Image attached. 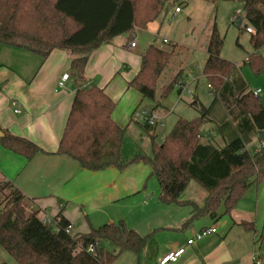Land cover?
<instances>
[{
    "label": "trees",
    "instance_id": "16d2710c",
    "mask_svg": "<svg viewBox=\"0 0 264 264\" xmlns=\"http://www.w3.org/2000/svg\"><path fill=\"white\" fill-rule=\"evenodd\" d=\"M240 1L244 6L240 32L248 27L255 30L251 33L254 51L248 62L260 72L264 70L260 54L264 45V0ZM166 5V0H0V47H22L43 58L57 48L72 49L77 55L72 61L76 79L84 83L89 54L96 45L131 33L136 27L146 28L164 13ZM223 47L224 37L213 24L203 72L235 126L238 137L232 142L219 145L202 141L201 128L210 120L204 108L195 119L179 117L161 144L152 135L151 155L140 153L127 161L122 154L126 128L113 118L116 102L99 86H81L75 93L57 153L91 171L110 167L123 171L133 162H143L158 179L163 203L187 204L181 196L194 181L207 193L204 204L194 206V216L217 214L221 206L224 213H229L253 184L264 181V142L253 143L258 131L264 130V106L238 65L222 56ZM182 53L177 43L165 48L149 46L129 86L143 98L156 101L161 77L169 67L181 63ZM180 75L163 86L162 98L175 88ZM143 128L148 131L152 127L144 123ZM2 142L28 159L41 151L22 137L4 138ZM0 194L5 203L0 207V245L15 264H112L122 252L139 254L146 247L148 236L124 221L105 223L87 233H68L70 222L62 213L51 222L43 221L38 211L29 209L30 200L12 182L0 179ZM97 242L96 253H91L89 246ZM101 242L110 243L112 250L100 248Z\"/></svg>",
    "mask_w": 264,
    "mask_h": 264
},
{
    "label": "crops",
    "instance_id": "0c3cea01",
    "mask_svg": "<svg viewBox=\"0 0 264 264\" xmlns=\"http://www.w3.org/2000/svg\"><path fill=\"white\" fill-rule=\"evenodd\" d=\"M171 4V12H182L180 4ZM176 7L181 8L179 13L175 12ZM161 16L146 28L136 27L131 33L96 45L89 54L84 83L76 79L72 61L77 55L72 49L57 48L43 58L22 47H0V179L10 181L20 189L30 200L29 209L38 211L43 221L51 222L62 213L72 225L73 234L87 233L92 228L114 222L117 216L109 208L124 202L128 210L122 213L125 218L120 221L142 236H148V241L139 254L122 252L115 260L118 264H159L163 257L183 247L186 249L181 256L169 264H254L255 253L264 263V181L253 184L229 213H224V206H221L217 214L194 216V206H202L207 196V193H201L196 197L197 187H193L191 194L186 193L187 190L182 194L181 199L187 204H166L159 197V182L155 181L150 188L151 168L150 173L142 167L131 169L140 165L123 171L116 167L91 171L73 158L57 153L79 87L103 88L116 102L113 118L118 124L120 117L133 109L135 100L128 97L124 103L123 98L131 89L129 81L142 67V54L149 46L157 45L145 35L156 36L160 32ZM211 28L205 44L200 47L201 63L195 65L202 72L208 59ZM134 37L136 46L131 48ZM163 41L170 43L171 39L164 37ZM177 44L182 47L183 59L172 77L181 72L179 78H188L191 86L195 78L186 66V60L193 49ZM65 73H69V78L65 86L60 87L58 82ZM171 80L160 87V95L156 101L152 100V107L145 108L162 117L163 125L151 129L156 137L158 128L165 125L171 113L165 104L167 97L160 100L163 86ZM178 93L180 95V91ZM144 99L142 96L134 111ZM194 105L199 107L197 101ZM225 113L224 121H231L226 110ZM230 124L223 126L221 141L214 143L224 145L238 137L234 124ZM14 136L32 141L41 151L28 159L5 147L2 139ZM259 141L257 133L253 143L259 144ZM209 227H215L217 231L188 246V239ZM107 244L112 250V245Z\"/></svg>",
    "mask_w": 264,
    "mask_h": 264
},
{
    "label": "rangeland",
    "instance_id": "374dc122",
    "mask_svg": "<svg viewBox=\"0 0 264 264\" xmlns=\"http://www.w3.org/2000/svg\"><path fill=\"white\" fill-rule=\"evenodd\" d=\"M169 3L180 4L182 12L179 14L170 12L167 16H161L160 19L163 21V24L160 32L156 36L146 34L145 37L150 42H156L157 45L163 46L164 48L177 42L193 49L192 55L190 54L186 60V66L190 68L189 70L193 71L195 82L189 87L192 93L185 92L180 96L178 88L175 87L167 96L165 104L171 109V113L168 115L167 120H165V125L158 128L156 141L159 144L162 143L164 136L171 131L180 116L192 120L200 116L202 109L206 108L207 116L210 120L201 128L202 141L205 143L209 141L220 142L222 139V132L224 131L223 126L226 125L228 127L232 122L224 121L223 116L226 115V113L222 104L212 93V88L209 86V81L207 77L204 76L202 69L200 67L196 68L195 66L201 63L200 47L205 44L204 41H206L208 32L214 23L219 33L224 37L222 56L238 65L240 72L251 90L261 89L260 98L264 106V70L257 72L248 62V57L254 50L251 42V35L248 31L240 32L236 22L233 21V17L238 9L243 10V2L240 0H169ZM164 37L171 39V42L164 43ZM260 54L264 58V45L260 49ZM179 57H181V55H179ZM179 65H181V63L172 65L161 77L157 90L158 97L160 95V87L172 78L173 72L176 71ZM128 97H132V100H135V106L129 113H124L118 122L121 126L126 128L122 141V154L127 161H131L140 153L152 154L151 129L153 127L148 131L145 130L143 128L144 123L142 121L137 122L132 116L138 101L142 98V94L137 89L131 88L127 96L123 98L124 103ZM164 98L161 97L160 100L163 101ZM160 100L159 102H161ZM195 101H197L199 107L194 105ZM153 104L152 100L145 98L138 109L151 108ZM227 123H229V125H227ZM212 130L214 133L213 136L210 134ZM132 166L133 168L131 169L142 167V169L150 173V167L143 162H133L129 164L128 167ZM151 181L150 188H153V183H155V181L158 183V179L152 175ZM193 187H197L198 189L194 191L196 192V197H200L201 193H206V191L194 181L191 182L186 193L191 194L193 192ZM4 204V197L0 194V207H4ZM125 205L126 204L122 202L120 206L113 205L109 208V210H111L110 212H114L115 216H117V218L113 220L115 223L121 222L120 218H125L124 215H122V213L128 210ZM100 248L107 250L110 249V245L106 242H101ZM4 261L8 264H15V260L0 245V264ZM112 264H118V262L114 261Z\"/></svg>",
    "mask_w": 264,
    "mask_h": 264
},
{
    "label": "built area",
    "instance_id": "2783aa9c",
    "mask_svg": "<svg viewBox=\"0 0 264 264\" xmlns=\"http://www.w3.org/2000/svg\"><path fill=\"white\" fill-rule=\"evenodd\" d=\"M180 11H181L180 7L175 8L176 13H179ZM242 15H243V10L239 9L235 13L233 20L238 21L239 17ZM247 31L249 33L255 32V30L252 27H248ZM165 41H167V40H165ZM135 46H136V37H134L130 43L131 48H134ZM68 78H69V73L63 74L61 79L58 82L59 86L64 87L65 82ZM175 87L178 88V91H180V96L185 92L192 93V91L189 89L190 83H189L188 78H178L176 83H175ZM253 93H254V95H260L261 89H256L253 91ZM17 111H19V110H17ZM132 116L135 120L142 121L143 123L148 124V126H150V127H154L156 125H163L162 117H160L157 113H155L154 111L149 110V109H137L134 111ZM71 229H72V225L69 224L66 227V232L71 233ZM216 231H217V229L215 227H209V228H204V229L200 230L193 237L188 239V241H187L188 246L192 245L193 243H195V241L200 240L207 235L215 233ZM97 246H98V242L95 244L94 243L91 244L89 246V251L91 253H96V247ZM185 249L186 248L183 247V248H180L173 253H169L168 255H166L165 257H163L160 260L159 264H169V262H171V261H176L181 256V254L185 251ZM253 260H254V264H264L263 260L256 253L253 256Z\"/></svg>",
    "mask_w": 264,
    "mask_h": 264
},
{
    "label": "water",
    "instance_id": "95a60500",
    "mask_svg": "<svg viewBox=\"0 0 264 264\" xmlns=\"http://www.w3.org/2000/svg\"><path fill=\"white\" fill-rule=\"evenodd\" d=\"M172 9H173V5L171 3H167L165 11H164L165 16H167L171 12ZM242 22H243V16H240L237 21V25L240 26ZM258 137L260 141L264 142V130L258 131Z\"/></svg>",
    "mask_w": 264,
    "mask_h": 264
}]
</instances>
